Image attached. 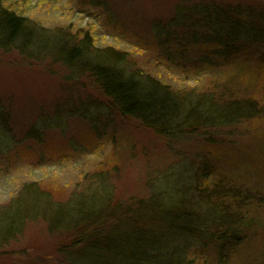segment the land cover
<instances>
[{
    "label": "rangeland",
    "instance_id": "374dc122",
    "mask_svg": "<svg viewBox=\"0 0 264 264\" xmlns=\"http://www.w3.org/2000/svg\"><path fill=\"white\" fill-rule=\"evenodd\" d=\"M2 1L44 29L72 39L88 35L95 47L120 51L131 72L169 85L183 99L212 93L222 105L254 97L263 110L231 125L198 121L161 134L122 115L75 66L36 46L23 52L0 46V221L11 213L1 208L26 183L36 182L55 201L66 202L101 178L92 230L150 232L160 226L167 202H178L176 192L191 169L214 164L219 177L262 199L244 216L247 228L225 264H264V0ZM204 6L240 18L215 21L223 32L219 37L197 10ZM240 23L253 26L262 39L247 44L225 35L238 33ZM222 48L233 55L220 57ZM157 200L161 204L148 210ZM5 229L1 222L0 237ZM14 232L0 242V264H64L65 253L79 255L85 243L75 229L51 226L47 218ZM205 252L199 256L190 249L186 257L215 264L212 247Z\"/></svg>",
    "mask_w": 264,
    "mask_h": 264
},
{
    "label": "trees",
    "instance_id": "16d2710c",
    "mask_svg": "<svg viewBox=\"0 0 264 264\" xmlns=\"http://www.w3.org/2000/svg\"><path fill=\"white\" fill-rule=\"evenodd\" d=\"M197 10L205 15L210 29L219 37H223V32L215 21L223 20L224 15H237L234 11L217 7L204 6ZM238 26L241 28L238 33L225 35L247 44L262 39L253 26L241 23ZM0 37V46L4 48L23 52L25 46H36L40 53L48 54L68 67L75 66L97 84L101 93L122 115L135 118L161 134H173L198 121L218 126L231 125L257 117L263 110L254 97L241 103L229 101L222 105L212 93L183 99L169 85L149 75L138 73L139 76L131 72L126 56L120 51L111 47H95L88 35L72 39L59 29H44L16 8L3 4L2 0ZM222 49L220 57L233 55L227 51L228 48ZM246 59L252 57L247 54ZM204 164H197L191 169L192 175L185 176L183 181L187 183H181L176 192L178 202H167L163 208L166 211L158 221L160 226L155 225L150 232L148 228L144 231L131 227L128 231L102 235L92 230L89 222L97 218L99 199H102L101 178L97 181L99 183L66 202L55 201L36 182L26 183L17 196L1 208L11 213L3 215L5 219L0 221L6 227L0 242L9 238L11 232L15 231L13 235L21 233L29 221L47 218L51 226L75 229L76 233L84 236V247L77 251L79 255L76 251H67L64 264H194L188 261L187 251L193 249L196 255L202 256L209 247L216 254L215 264H225L240 232L244 231L241 229L247 228L244 216L250 207L260 206L262 199L257 191L237 190L234 183L216 174L214 164H205V168ZM157 203L161 204L159 200ZM159 204L149 206L148 210ZM218 213L220 217L217 218Z\"/></svg>",
    "mask_w": 264,
    "mask_h": 264
}]
</instances>
